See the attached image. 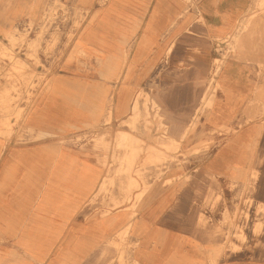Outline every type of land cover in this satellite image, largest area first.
Masks as SVG:
<instances>
[{"label":"rangeland","instance_id":"1","mask_svg":"<svg viewBox=\"0 0 264 264\" xmlns=\"http://www.w3.org/2000/svg\"><path fill=\"white\" fill-rule=\"evenodd\" d=\"M106 3L19 2L18 17L0 33L1 136L16 131L29 106L52 91L56 78L73 74L76 67L78 74L106 67L84 64L90 29ZM10 4L2 2L0 16ZM132 48L125 56L136 55ZM210 55L208 66L193 58L174 65L170 56L164 57L162 63L146 66V79L132 83L131 91H126L128 77L118 78L116 96L98 98L97 126L70 142L96 153L104 170L99 199L108 198L115 212L127 207L131 220L109 243L116 264H135L130 257L132 220L144 201L164 192L193 202L198 225L211 239L210 264L217 259L222 264L264 261V0H253L248 15L232 34L213 45ZM230 58L245 64L241 67L251 88L241 74L242 87L251 90L238 117L222 122L220 128H208L219 90L227 92L222 67ZM136 67L118 66V77L123 69L127 75ZM162 100L170 102L164 104L167 112ZM215 154L222 156V174L204 175L201 170Z\"/></svg>","mask_w":264,"mask_h":264},{"label":"crops","instance_id":"2","mask_svg":"<svg viewBox=\"0 0 264 264\" xmlns=\"http://www.w3.org/2000/svg\"><path fill=\"white\" fill-rule=\"evenodd\" d=\"M8 1L0 16V33L18 17L19 2L28 0H0V10ZM252 4L253 0H107L90 29L84 62L106 67L79 74L76 67L73 74L56 78L52 91L29 106L16 131L9 137L0 135V264H116L109 243L131 220L127 207L115 212L108 198L99 199L104 170L97 155L71 140L97 126L98 98L115 97L118 78L128 77L126 91H131L132 83L146 79V66L160 64L167 56L174 65L192 58L210 65L213 45L235 31ZM131 47L136 55L125 56ZM121 65L138 67L127 75L123 69L118 77ZM241 65L245 64L230 58L222 67L227 92L219 90L208 128H220L243 111L251 89L245 92L241 74L250 88L251 80ZM166 103L170 104L162 100L165 112ZM207 166L201 170L204 175H221V154ZM168 194L144 201L132 220L133 263L210 264L211 239L198 225L193 202ZM214 264H222V259Z\"/></svg>","mask_w":264,"mask_h":264}]
</instances>
